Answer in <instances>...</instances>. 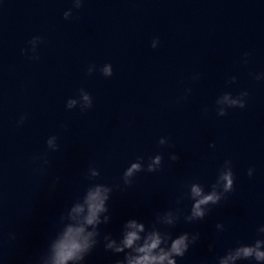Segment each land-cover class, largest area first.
Returning a JSON list of instances; mask_svg holds the SVG:
<instances>
[{"label":"clouds","instance_id":"obj_1","mask_svg":"<svg viewBox=\"0 0 264 264\" xmlns=\"http://www.w3.org/2000/svg\"><path fill=\"white\" fill-rule=\"evenodd\" d=\"M73 8L63 13V18L68 20L73 16V9L79 10L83 6V0H72ZM37 43H43V38L34 36L28 44L30 49H22V53L27 54L30 50L33 55L29 59L38 60ZM159 38H154L151 42L153 49L159 46ZM249 54L244 53L247 57ZM247 60H245V63ZM97 70L95 64L89 65L87 74L92 75ZM99 72L104 77L113 75V68L110 63H105L99 68ZM198 77L194 76L193 79ZM254 79L264 80V73L254 74ZM236 77H230L228 83H235ZM186 91L190 92V89ZM249 93L241 91L233 98L230 92H225L222 98H217L216 105L226 103V107H216L218 116H226L229 108H245L246 98ZM68 110L79 107L81 112H85L93 107L92 95L83 88L79 90L78 98H68L65 104ZM207 110H205V113ZM27 119L26 115H21L17 121V126H22ZM58 137L49 136L46 141L47 148L58 151ZM161 146L169 145L167 137L158 140ZM215 147V144H210ZM170 160L177 161L179 156L175 153L170 155ZM43 160L46 165L48 160L44 156L33 157V162ZM163 156L156 154L148 158L145 163L143 156H138L134 162L124 170L121 184L109 185L96 182L100 177V170L89 166L86 173V180L90 181L82 196L78 197L57 220V230L48 239L45 249L35 258L34 264H85L86 258L101 243V225L111 222L108 202L115 190L124 191L134 183L137 173H153L161 169ZM36 171L44 172V168ZM254 168L247 170V175L252 177ZM59 179V178H57ZM235 176L232 169V161L225 160L218 172L215 182L210 186L209 191L199 182L189 184L188 191L181 193L177 197V203H181L185 198L192 201L190 212L183 216L186 223L202 221L211 210V206L219 204L226 199L227 194L234 190ZM181 219L179 209H169L164 212L155 213L154 219L148 225L136 219L129 218L124 221L119 238L112 233L103 234V248L106 252L122 258H117L114 264H178L177 258H183L190 247L200 239L199 233L181 232L173 236L170 229L174 228ZM218 231H224L223 224H217ZM261 238L255 239L250 244L237 242L235 247L229 248L223 256L216 258V264H237L238 261H250L254 264H264V225L257 229ZM10 239H15L10 234ZM213 250V245L209 244V251Z\"/></svg>","mask_w":264,"mask_h":264}]
</instances>
